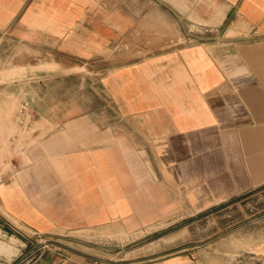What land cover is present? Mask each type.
<instances>
[{
    "label": "crops",
    "instance_id": "0c3cea01",
    "mask_svg": "<svg viewBox=\"0 0 264 264\" xmlns=\"http://www.w3.org/2000/svg\"><path fill=\"white\" fill-rule=\"evenodd\" d=\"M25 100L46 124L0 181V233L160 232L184 199L264 184V0H0V112ZM114 251L27 264H199Z\"/></svg>",
    "mask_w": 264,
    "mask_h": 264
},
{
    "label": "rangeland",
    "instance_id": "374dc122",
    "mask_svg": "<svg viewBox=\"0 0 264 264\" xmlns=\"http://www.w3.org/2000/svg\"><path fill=\"white\" fill-rule=\"evenodd\" d=\"M27 53L32 55L31 50H27ZM16 55L19 54L14 52L12 56ZM40 58L45 60L43 56ZM56 58H62V55ZM64 87V84L57 86V94H61ZM25 101L28 102L30 117L24 123L18 121L17 117L20 104L12 110L0 112V173L4 172V177L13 171L16 157L27 160V151L38 143L42 135L34 134L35 129H42L46 124L44 121H36L29 101ZM163 226L160 232L137 240L134 238L139 233L131 236L121 233L123 236L117 238L107 230L91 233H81L79 230L62 232L92 241L95 245L90 246V249L88 246L70 243L63 236L27 235L21 231H12L16 235L13 237L0 233V240L13 241L16 248V253L10 259H2L9 261V264H27L32 254L49 249L61 251L65 247L88 249L98 257H105L107 262H114L113 258H109L113 257L114 250H122L126 259H149L181 251H194L199 264H264V184L246 193H231L218 199L208 198L199 204V208L194 209L184 199L182 205L169 210L168 220L162 223ZM117 243L123 246H114Z\"/></svg>",
    "mask_w": 264,
    "mask_h": 264
},
{
    "label": "built area",
    "instance_id": "2783aa9c",
    "mask_svg": "<svg viewBox=\"0 0 264 264\" xmlns=\"http://www.w3.org/2000/svg\"><path fill=\"white\" fill-rule=\"evenodd\" d=\"M17 117H18V121H20L21 123H24L26 119L30 117L27 101L22 102L21 106L17 109ZM3 177H4V172L0 173V181L3 179ZM64 262L65 259L62 258L59 259L56 264H64Z\"/></svg>",
    "mask_w": 264,
    "mask_h": 264
},
{
    "label": "bare ground",
    "instance_id": "6f19581e",
    "mask_svg": "<svg viewBox=\"0 0 264 264\" xmlns=\"http://www.w3.org/2000/svg\"><path fill=\"white\" fill-rule=\"evenodd\" d=\"M21 106V103L19 107ZM18 107V108H19ZM4 137V136H3ZM12 238V237H11ZM15 240V239H14ZM13 241L8 242V241H2L0 240V253H8V252H13L15 251L14 245L12 244ZM261 245V244H260ZM18 247V246H17Z\"/></svg>",
    "mask_w": 264,
    "mask_h": 264
}]
</instances>
